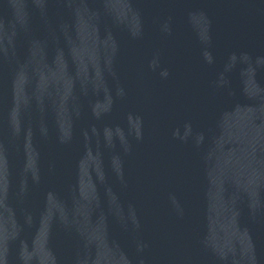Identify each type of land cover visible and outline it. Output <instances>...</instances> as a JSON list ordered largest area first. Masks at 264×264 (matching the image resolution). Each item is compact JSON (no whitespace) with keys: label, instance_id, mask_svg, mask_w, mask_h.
I'll list each match as a JSON object with an SVG mask.
<instances>
[{"label":"water","instance_id":"obj_1","mask_svg":"<svg viewBox=\"0 0 264 264\" xmlns=\"http://www.w3.org/2000/svg\"><path fill=\"white\" fill-rule=\"evenodd\" d=\"M0 264H264V0H0Z\"/></svg>","mask_w":264,"mask_h":264}]
</instances>
